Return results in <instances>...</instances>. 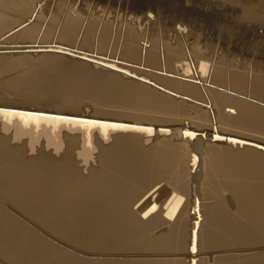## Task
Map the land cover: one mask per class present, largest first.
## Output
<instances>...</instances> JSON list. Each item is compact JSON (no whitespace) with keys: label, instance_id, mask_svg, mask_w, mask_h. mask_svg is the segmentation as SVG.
Listing matches in <instances>:
<instances>
[{"label":"bare ground","instance_id":"obj_1","mask_svg":"<svg viewBox=\"0 0 264 264\" xmlns=\"http://www.w3.org/2000/svg\"><path fill=\"white\" fill-rule=\"evenodd\" d=\"M80 1L0 0V264H264L248 0Z\"/></svg>","mask_w":264,"mask_h":264},{"label":"rangeland","instance_id":"obj_2","mask_svg":"<svg viewBox=\"0 0 264 264\" xmlns=\"http://www.w3.org/2000/svg\"><path fill=\"white\" fill-rule=\"evenodd\" d=\"M180 0V6L177 7V10L174 9L175 11H173V14H170V22L174 23L176 21V19L178 18V16L181 13V9H188L190 10L192 13L197 11L199 13H203L205 15H207L209 12H222V7H218L216 5H211V1L210 0ZM201 1V3L199 2ZM260 1V2H259ZM84 1L81 0L80 3H83ZM197 3V4H196ZM261 3V4H260ZM263 3V4H262ZM193 4V5H192ZM229 5H233V11L231 12L232 16H231V20L234 18L236 20H239L240 17L242 16V25L247 28V37L248 35H250L248 37L249 41L251 43L255 41H257V39H254L257 35L258 36H264V0H248L247 2H245L244 6L242 7L241 5L235 3H230ZM259 6V7H258ZM262 6V7H261ZM213 7V8H212ZM242 7V8H241ZM258 7V8H257ZM259 9V10H258ZM255 11V12H253ZM176 12V13H174ZM246 12V13H245ZM249 12V13H248ZM261 12V14H260ZM242 13V14H241ZM249 14V15H248ZM173 16L176 17V19L173 21ZM181 16V15H180ZM240 16V17H239ZM233 17V18H232ZM250 17V18H249ZM239 18V19H238ZM253 18V19H252ZM257 18V19H256ZM262 19V20H261ZM250 21V22H249ZM263 21V22H262ZM248 22V23H247ZM250 23V24H249ZM249 25V26H248ZM257 25V26H255ZM172 27H174V24L172 25ZM254 29H252V28ZM250 29V30H249ZM204 32V31H203ZM251 32V34H250ZM217 35H214L213 37H208V41H213L214 38H216ZM203 37V36H202ZM264 41V39H262ZM260 62H262L260 60ZM89 107L87 106L85 108V110H87ZM186 124H188V121H184L183 122V126H185ZM56 126V125H55ZM178 200H175V202H173V206H172V212H176L177 208H178ZM176 207V208H175ZM175 214V213H174Z\"/></svg>","mask_w":264,"mask_h":264},{"label":"water","instance_id":"obj_3","mask_svg":"<svg viewBox=\"0 0 264 264\" xmlns=\"http://www.w3.org/2000/svg\"><path fill=\"white\" fill-rule=\"evenodd\" d=\"M41 50H55V49H51L49 47H46V48H35V49H28V48H24V49H19V50H16V51H32V52H36V51H41ZM59 51V50H58ZM60 52H64V53H67V54H71V53H68L66 51H61ZM75 56H79L78 54H73ZM79 57H82V56H79ZM152 85H154L152 82H150ZM159 89L163 90V88L159 87ZM1 109H9V110H14V109H11V108H6V107H2ZM18 111H21V112H29V113H34V114H37V115H44V116H54V117H66L62 114H48V113H45V112H42V111H33V112H30V111H25L23 109H20ZM73 119H77V120H84V121H103V122H107L106 120H97V119H94V118H85V117H81V116H72ZM108 122H113V123H121V122H117V121H108ZM138 127H142L141 125H137ZM147 127H149V125H147ZM244 143H247V144H250V145H254V146H257L259 147L260 149L264 150V146L263 145H260V144H256V143H252V142H244Z\"/></svg>","mask_w":264,"mask_h":264}]
</instances>
